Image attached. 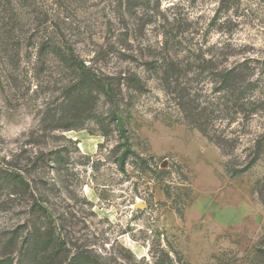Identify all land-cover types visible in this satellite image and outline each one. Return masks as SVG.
Instances as JSON below:
<instances>
[{
    "label": "rangeland",
    "instance_id": "374dc122",
    "mask_svg": "<svg viewBox=\"0 0 264 264\" xmlns=\"http://www.w3.org/2000/svg\"><path fill=\"white\" fill-rule=\"evenodd\" d=\"M47 44L114 86V98L93 93L69 132L56 120L79 70ZM171 60L192 69L182 81L216 105L211 132L234 148L186 121L161 80ZM207 66L254 81L238 113ZM113 111L130 140L124 170ZM83 134L99 138L94 152L81 149ZM18 168L32 193L13 197L12 177L0 180V264L10 252L15 264H69L82 252L107 264H264L263 0H0V171ZM32 194L44 200L42 223ZM38 222L65 251L32 254Z\"/></svg>",
    "mask_w": 264,
    "mask_h": 264
},
{
    "label": "trees",
    "instance_id": "16d2710c",
    "mask_svg": "<svg viewBox=\"0 0 264 264\" xmlns=\"http://www.w3.org/2000/svg\"><path fill=\"white\" fill-rule=\"evenodd\" d=\"M49 47L56 49L66 64L71 66L76 65L79 70V76L76 82L66 89L64 101L59 108L60 116L56 120V125L59 127L61 132H69L74 129V123L76 121L81 119L85 113H89L95 107L96 101L94 100L95 96H93L94 92H101L110 98H114L115 90L109 76H100L86 64L78 63L73 54H68L57 44H52ZM181 64L171 60L162 65L161 80L164 88L171 94L176 93L178 97L177 104L183 110L186 121H188L192 127L197 128L204 136L225 152L224 146L228 144L227 140L221 135L212 134L211 132L212 129H214V126L209 117V112L215 113L217 108L214 110L213 107L216 105H213L212 103L213 107L210 110L208 106L211 104L205 105L197 99V97L192 93L191 85L182 81L185 73L192 71V69L188 70L183 67L184 64L182 62ZM202 70L211 74V77L217 85L215 89L216 93L220 94V91L230 92L231 98H233L232 105L230 107L238 113V107L240 109V106L243 105V100L246 98V91L254 85V81L250 80L243 70L236 67L220 70L215 69L212 66H207V68ZM134 80H136L137 83L139 82L137 77H134ZM217 107L218 111H220V106L217 105ZM111 118L117 123L120 135L125 141V146L119 156V166L122 170H124L128 155L131 153L128 130L125 119L118 112L113 111L111 113ZM228 145L230 149L234 148V144ZM250 166L251 165L248 164L242 168H232L231 174L238 175L246 171ZM3 172L5 173L3 174ZM8 177H12L14 182V192L11 193L13 197L25 196L26 191H30V193H32L30 190V181L22 174L21 169H7L0 171V180L2 178L7 180ZM32 201V209L36 212L39 217V221L41 222L40 217L43 215L42 211L44 209V200L43 198L36 197V195L32 194ZM48 218H51V216H48ZM40 222H38L37 226L33 227L32 232L29 234L32 239V254L35 257H38L42 251L45 253V250H48L52 243L56 245V249L62 252L65 251L64 248L66 247V243L63 241V238L57 236L55 228L54 230L52 227L44 228V226L41 225L42 222ZM2 257L3 264H15V259L12 258L11 252L2 254ZM55 257L56 255L48 254V256H46V262L48 263L51 260H54ZM16 264L30 263L27 261L23 262L20 258H18ZM69 264L107 263L101 262L99 259L91 260L88 255L82 252L71 256Z\"/></svg>",
    "mask_w": 264,
    "mask_h": 264
},
{
    "label": "bare ground",
    "instance_id": "6f19581e",
    "mask_svg": "<svg viewBox=\"0 0 264 264\" xmlns=\"http://www.w3.org/2000/svg\"><path fill=\"white\" fill-rule=\"evenodd\" d=\"M98 142H99V138H96L94 136H87V135L83 134V137H82L79 145L84 152L92 153L95 151ZM87 193L89 194L88 188H87ZM89 197H90V195H89ZM130 247L136 251L137 245L134 243H131Z\"/></svg>",
    "mask_w": 264,
    "mask_h": 264
},
{
    "label": "water",
    "instance_id": "95a60500",
    "mask_svg": "<svg viewBox=\"0 0 264 264\" xmlns=\"http://www.w3.org/2000/svg\"><path fill=\"white\" fill-rule=\"evenodd\" d=\"M162 166H166V162H164V163L162 164ZM135 206H136V207H142L143 205H142V204H136Z\"/></svg>",
    "mask_w": 264,
    "mask_h": 264
}]
</instances>
